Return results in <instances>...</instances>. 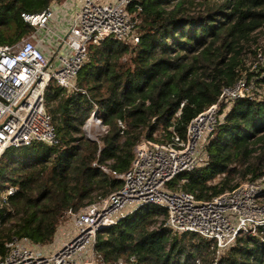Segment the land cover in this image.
I'll list each match as a JSON object with an SVG mask.
<instances>
[{"label":"trees","instance_id":"obj_1","mask_svg":"<svg viewBox=\"0 0 264 264\" xmlns=\"http://www.w3.org/2000/svg\"><path fill=\"white\" fill-rule=\"evenodd\" d=\"M54 1L64 0H0V46L33 32L23 12L40 13ZM139 6L130 8L139 43L91 45L78 90L48 88L60 145L9 150L0 161V198L8 186L18 187L9 205L0 199L1 256L13 237L51 243L68 210L123 186L100 165L124 174L143 139H185L190 122L247 72L254 92L234 104L218 129L207 148L208 166L179 176L171 187L210 200L264 176V65L253 69L264 52V0H141ZM96 109L107 131L92 140L83 127ZM162 213L145 207L101 235L96 250L104 263L135 256L140 264H264V236L240 238L218 258L213 242L199 235L158 230Z\"/></svg>","mask_w":264,"mask_h":264},{"label":"built area","instance_id":"obj_2","mask_svg":"<svg viewBox=\"0 0 264 264\" xmlns=\"http://www.w3.org/2000/svg\"><path fill=\"white\" fill-rule=\"evenodd\" d=\"M140 2L54 1L40 13L21 14L33 32L15 44L0 46V161L9 150L60 145L46 104L48 88L55 83L69 93L77 91L79 73L89 60L91 45L109 39L139 43L138 20L130 8L141 11ZM260 65H264V52L258 55L253 69ZM252 91L248 77L224 88L219 100L190 122L185 139L177 134L165 143L143 139L124 174L100 165L103 171L122 179L123 186L81 210H68L49 244L13 237L6 243V254L0 255V264H97V260L105 264L96 250L99 237L152 206L166 212L158 216V230L199 235L213 242L218 258L240 238L255 241L264 236V176L210 200H199L192 193L171 187L179 176L208 166L210 142L234 104ZM93 120L102 134L107 131L97 117V109L88 124ZM17 192V186H8L0 199L9 205ZM116 264L140 263L131 256Z\"/></svg>","mask_w":264,"mask_h":264},{"label":"rangeland","instance_id":"obj_3","mask_svg":"<svg viewBox=\"0 0 264 264\" xmlns=\"http://www.w3.org/2000/svg\"><path fill=\"white\" fill-rule=\"evenodd\" d=\"M260 44H264V42L262 41V39H260ZM249 62H250V64H248V66H251V61H249ZM248 73L249 72H247L248 77L252 78L253 76H250ZM253 92H254V90H253ZM87 124H88V122H87ZM83 128H84V131H85L87 137H95V138H97V137H99L102 134V129L99 128V127H96L95 120H93L87 126H85ZM99 263H100L99 260H97V264H99Z\"/></svg>","mask_w":264,"mask_h":264},{"label":"water","instance_id":"obj_4","mask_svg":"<svg viewBox=\"0 0 264 264\" xmlns=\"http://www.w3.org/2000/svg\"><path fill=\"white\" fill-rule=\"evenodd\" d=\"M157 119H155V121H156Z\"/></svg>","mask_w":264,"mask_h":264}]
</instances>
